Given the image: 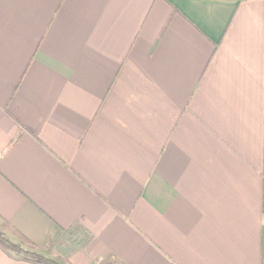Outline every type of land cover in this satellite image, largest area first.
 <instances>
[{
    "label": "crops",
    "instance_id": "crops-1",
    "mask_svg": "<svg viewBox=\"0 0 264 264\" xmlns=\"http://www.w3.org/2000/svg\"><path fill=\"white\" fill-rule=\"evenodd\" d=\"M1 227L63 264H264V0H0Z\"/></svg>",
    "mask_w": 264,
    "mask_h": 264
},
{
    "label": "rangeland",
    "instance_id": "rangeland-1",
    "mask_svg": "<svg viewBox=\"0 0 264 264\" xmlns=\"http://www.w3.org/2000/svg\"><path fill=\"white\" fill-rule=\"evenodd\" d=\"M6 231H7V229L5 227L4 228L1 227L0 228V237H3V236L5 237L6 235L9 236L10 234L6 233ZM9 238H14L15 240H18L17 242H19V243L22 242L23 247L26 249L38 252L34 248H31L26 242H24L23 240H20V238H18L16 235H13V237L9 236ZM0 241H1V239H0ZM53 245H55V244H53ZM71 248H72V243L63 242L60 244V250H57L54 252L51 251L50 254H48V253L47 254L45 253V254L47 255V257H49V258L53 259L55 262H57V264H63L64 263L63 257H65V254L70 252ZM15 255L20 256L18 253H15ZM113 263H114L113 260L99 262V264H113Z\"/></svg>",
    "mask_w": 264,
    "mask_h": 264
},
{
    "label": "trees",
    "instance_id": "trees-1",
    "mask_svg": "<svg viewBox=\"0 0 264 264\" xmlns=\"http://www.w3.org/2000/svg\"><path fill=\"white\" fill-rule=\"evenodd\" d=\"M2 243L6 245L11 252L10 254L18 253L20 256H25L28 260L34 261L39 264H57L53 259L47 257L41 252L26 249L19 244L11 243L3 237H0Z\"/></svg>",
    "mask_w": 264,
    "mask_h": 264
}]
</instances>
